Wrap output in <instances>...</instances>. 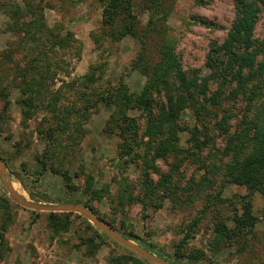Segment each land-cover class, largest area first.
I'll use <instances>...</instances> for the list:
<instances>
[{
  "label": "trees",
  "instance_id": "1",
  "mask_svg": "<svg viewBox=\"0 0 264 264\" xmlns=\"http://www.w3.org/2000/svg\"><path fill=\"white\" fill-rule=\"evenodd\" d=\"M178 1L99 0L101 18L91 37L103 60L91 64L82 77L63 80L57 87L60 73L71 75L61 54L81 56L75 32L64 24L49 25L45 9L54 5L51 0H0V10L11 18L4 30L15 36L0 51V138L4 135L14 150L0 146V156L9 172L20 178L15 159L32 143L34 131L27 134L25 144L13 139L9 111L16 94L25 127L43 114L35 128L44 145L33 158L37 179L46 172L60 175L67 190H79L84 204L99 217L169 261L223 264L219 256L233 248L231 254L237 255L239 264H264V232L259 228L264 221V36L257 35L264 0H233L235 15L229 27L191 14L190 23L226 29L223 39L212 38L209 43L204 68L184 65L177 37L171 33L169 22ZM211 2L195 0L196 5ZM126 38L138 46L129 67L145 77L139 91L123 78L103 82L107 55ZM102 109L109 112L103 133L118 139L119 165L122 169L134 165L140 173L134 183L129 177L115 178V195L111 183H101L79 161L86 125ZM188 110L191 122L185 116ZM161 161L167 163L166 170ZM192 164L195 169L189 176L187 167ZM81 175L83 183L76 181ZM230 186L243 191L228 194ZM257 193L263 198L260 208ZM105 197L124 213L123 219L102 215L99 202ZM165 202L192 208L177 225L170 254L125 222L129 206L140 205L147 213ZM13 204L8 196H0V262L10 250L6 232L14 220ZM32 211L36 218L47 215L53 236L69 231L76 214ZM83 218L86 227L76 229L80 241L73 246H85L86 253L94 256L111 242L126 252L112 248L107 264H156Z\"/></svg>",
  "mask_w": 264,
  "mask_h": 264
},
{
  "label": "rangeland",
  "instance_id": "2",
  "mask_svg": "<svg viewBox=\"0 0 264 264\" xmlns=\"http://www.w3.org/2000/svg\"><path fill=\"white\" fill-rule=\"evenodd\" d=\"M51 1L54 5L47 6L45 9L49 25L54 26L59 23L67 27L69 26L75 32L82 46L80 57H76L73 53L61 54L66 63L69 64L68 70H70L71 75L60 73L56 81V86L58 87L63 80L68 81L73 77H82L90 71L91 64L103 60L102 56H100L103 54L102 50L97 47L91 37L92 30H95L100 22L101 6L99 0ZM193 13L211 19L216 24H223L229 27L235 15L234 2L233 0H212L210 4L205 6L196 5L195 0H179L175 13L170 18L171 33L177 37L178 49L183 54L184 65L187 68H204L209 43L212 38L223 39L226 35V29H213L206 25L190 23V16ZM10 19L0 10V51L8 46L9 41L15 39V36L11 32L4 30ZM257 35L259 37L264 36V12L257 29ZM115 45L113 53L107 55L108 66L103 82L108 79L117 82L123 78L133 91L141 90L145 83V77L137 71H131L129 67L130 59L137 52V42L132 38H126ZM9 114V125L11 131H13L14 140L22 139L23 144H25L28 142L26 138L27 134L34 131L32 143L25 149L23 155L16 157L14 163V166L21 173L20 178L23 182L16 174L10 173L16 190L26 198L43 204H84V199L79 190H67L60 175L46 172L37 179L34 174V170L37 167V163L33 160L34 154L42 151L44 147L35 131L36 125L43 114L36 115L29 121L28 126L25 127L22 123L20 108L16 103V94L12 96ZM108 115L109 112L102 109V111L96 112L91 116V120L86 125L88 133L82 142L79 161L84 162L85 171L92 170L91 172L96 174L101 183H111V191L115 195L118 190L115 178L123 180L125 177H129L134 183L140 173L139 169L134 165H130L126 169H122L119 165V159L116 154L118 139L108 136L102 131ZM192 115L190 110L185 115L189 122L193 119ZM187 137L188 131L182 132L184 143L187 141ZM3 138L4 135L0 138V146L13 152L14 147ZM185 145H188V143L186 142ZM24 164L28 166L26 170H23L22 166ZM160 166L164 170L168 168L167 163L164 161L160 162ZM194 169L193 164L187 167L189 176L192 175L191 173ZM76 181L83 183L84 175H81ZM23 183H26L28 186L25 187ZM237 190L243 191V189L238 187L230 186L227 193L231 194L232 191ZM8 191L0 175V196L6 195L14 202L12 212L15 214L14 220L6 232L10 250L7 252L5 260L0 262V264H107V258L112 248H116L120 253L126 252L123 247L106 242L94 256H89L86 253L85 246H82L80 249L73 246L74 242L80 241L78 236H76L78 234V232L76 233V229L78 227H86L83 218L85 216L82 215L83 217H81L77 213L74 214L72 217L74 220L73 227L63 234L53 236V232L47 224V215L42 213L36 218L32 209L16 203ZM30 192L33 195H30ZM254 197L256 207L260 208L263 206L262 195L257 193ZM36 199H39V201ZM113 204L108 197L99 202L102 215L107 217L111 214L123 219L124 213L119 208L114 209ZM191 211L192 208L175 206L171 202H165L162 208L158 210L150 209L147 213H144L140 205H134L128 207L125 222L132 225L143 237L158 246L159 250L170 254L173 250L172 245L177 225ZM35 218L36 220L34 221ZM259 228L261 232H264V221L259 225ZM71 237L72 239H70ZM198 240L199 236L194 242L198 243ZM135 242L138 243L137 241ZM231 252H234L233 248L221 254L219 261L223 264H239L237 255H233Z\"/></svg>",
  "mask_w": 264,
  "mask_h": 264
},
{
  "label": "water",
  "instance_id": "3",
  "mask_svg": "<svg viewBox=\"0 0 264 264\" xmlns=\"http://www.w3.org/2000/svg\"><path fill=\"white\" fill-rule=\"evenodd\" d=\"M0 175L5 183L7 190H9V195L18 204L35 210L39 212H75L85 216L91 223H93L101 231L105 232L110 238L119 242L120 244L126 246L127 248L133 250L139 255L155 262L156 264H180L176 262L169 261L164 257L158 256L151 251L144 248L142 245L136 243L135 241L125 237L116 227H113L108 222L96 215L89 207L82 203H62V204H43L40 202H35L30 200L20 194L16 190L12 176L8 168L6 167L4 161L0 157Z\"/></svg>",
  "mask_w": 264,
  "mask_h": 264
}]
</instances>
